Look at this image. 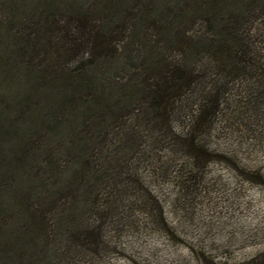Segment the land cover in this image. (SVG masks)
<instances>
[{"label": "trees", "instance_id": "1", "mask_svg": "<svg viewBox=\"0 0 264 264\" xmlns=\"http://www.w3.org/2000/svg\"><path fill=\"white\" fill-rule=\"evenodd\" d=\"M258 23L264 0H0V264L51 262L54 225L38 205L87 201L99 186L107 133L92 106L73 107L107 85L117 99L107 63L150 62L160 105L197 69L230 60L255 73Z\"/></svg>", "mask_w": 264, "mask_h": 264}, {"label": "rangeland", "instance_id": "2", "mask_svg": "<svg viewBox=\"0 0 264 264\" xmlns=\"http://www.w3.org/2000/svg\"><path fill=\"white\" fill-rule=\"evenodd\" d=\"M258 31L255 73L230 60L197 69L160 105L146 80L150 62L107 63L122 95L108 99L107 85L73 107L92 106L93 126L107 133L94 166L100 184L87 201L38 205L46 232L54 225L50 264H264L260 23Z\"/></svg>", "mask_w": 264, "mask_h": 264}]
</instances>
